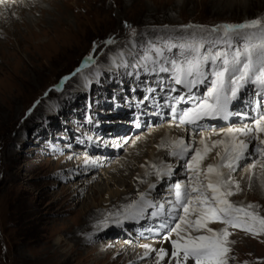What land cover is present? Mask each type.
I'll use <instances>...</instances> for the list:
<instances>
[{
	"label": "rangeland",
	"instance_id": "rangeland-1",
	"mask_svg": "<svg viewBox=\"0 0 264 264\" xmlns=\"http://www.w3.org/2000/svg\"><path fill=\"white\" fill-rule=\"evenodd\" d=\"M36 1L39 6L33 10V14L19 15L17 10L12 16V4L9 11L4 9L2 14L4 19L11 18L16 23L17 31L25 39L34 35L36 39L33 43L44 44L51 38L48 50H39L43 54H55L59 50L60 53L52 57L51 63L47 62L48 56L40 58L38 52L26 43L23 45L29 48L19 49L13 36L5 33L6 28L0 29V42L10 36L15 54L21 58L16 67V61L9 55L14 52L0 48V264H151L149 258L137 257L140 255L137 250L142 242L156 240V237H149L155 235L139 237V229L147 234L146 224L140 228L129 222L125 223L124 237L113 236L116 232L114 224L121 219L117 217L122 212L115 215L113 206V218L111 214H106V209L108 203L120 204V199L111 197L110 192L114 188L126 192L130 181L141 183L139 173H144L146 169L149 151L152 148L158 150L159 131L168 123L148 129L139 141L135 138L132 145L130 139L124 150L117 149L113 159L109 157L95 167H87L96 162L97 156L83 152L82 145L80 148L75 145L77 141L82 139L83 144L85 140L78 132L84 133L86 126L82 125L89 114L100 122L111 118L113 112L107 102L114 100V96L116 99V94L120 92L105 90L108 82L99 80L96 74L87 71H91L93 62L98 64L103 58L105 61L110 59L108 52L114 53L116 49H122L123 44L130 45L134 40L142 45L141 49L138 46L140 52L144 51L145 56L150 55L156 61L161 57L153 49L160 48L164 53L163 67H167L165 63L178 56L179 49L168 51L164 45L170 37L173 38L172 43H180L179 38L188 34L182 31L184 26L211 28L262 18L264 0ZM244 5L249 6L247 10L242 9ZM25 7L28 11L32 6ZM41 9L42 13L39 11ZM26 19L35 21L28 34L26 26L21 25ZM67 29L73 34L70 35ZM6 31L11 32V29ZM55 36H60L59 44ZM68 38L72 40L71 47L62 55V49L57 47ZM18 39L23 38L18 35ZM108 40L114 42L105 43ZM89 56L92 57L91 61L88 60ZM91 80L98 82V85ZM84 82H90L87 93L83 90L85 86L82 88ZM121 82L125 85L123 78ZM154 85L157 86L156 82ZM224 129H220L221 132ZM175 131L182 136V131L177 128L173 129ZM107 132L103 130L105 137L102 134L94 135V139L103 141ZM198 135L193 136V140ZM218 135L210 136V144L219 138ZM259 135L264 137V133ZM111 140L108 143L111 144ZM216 152L217 148L211 150L203 162L204 167L211 163ZM154 154L158 156L160 153ZM253 163L256 166L251 172L255 173L258 181L264 182V164L261 161L240 163L232 178L239 182L242 190L229 200L236 205H255V211L264 216V195L257 186H250L252 175L247 179L244 171L250 169L249 165ZM168 166L171 168V164ZM152 187L151 195H155L156 182ZM172 190L168 196L170 201H173ZM151 195L144 196L150 201ZM108 199L110 202H105ZM133 201L135 199L129 204ZM150 202L154 208L168 203L164 200L160 203ZM150 208L147 207L145 212ZM91 212L100 219H94ZM125 213L126 210L122 216ZM154 213L153 220L164 222L165 214L159 219L160 213ZM85 221L88 226L81 229ZM211 225L214 231L223 229L222 225ZM133 226H137L136 231H131L130 227ZM229 232V264H264V234L252 235L238 228H230ZM162 233L167 232L165 230L158 234ZM123 246L128 247V254L121 250Z\"/></svg>",
	"mask_w": 264,
	"mask_h": 264
},
{
	"label": "snow or ice",
	"instance_id": "snow-or-ice-1",
	"mask_svg": "<svg viewBox=\"0 0 264 264\" xmlns=\"http://www.w3.org/2000/svg\"><path fill=\"white\" fill-rule=\"evenodd\" d=\"M190 29L193 31L189 32ZM182 31L188 34L179 38L180 43H172L173 38L170 37L164 45L168 51L178 48L182 57L179 61H169L175 70L172 77L175 84L182 85L189 92L206 80L210 79L211 84L207 89V98L178 114V126L198 124L205 119H228L232 114L229 101L237 96L244 83L257 85L256 94L264 101V17L211 28L187 25ZM113 42L108 40L105 43ZM153 50L158 57L164 55L160 48ZM88 60L91 61L92 57L89 56ZM152 63L157 61L153 60ZM159 71L168 72L169 69L161 66ZM226 82L229 87L225 86ZM178 99L184 100L185 97ZM258 108L264 109V102L259 103ZM172 111L176 113L175 108ZM259 133H264V111H258L249 123L240 128H228L227 137L212 142L210 146L205 139L199 141L203 147H192L183 139L169 145L170 155L184 160V167L189 173L187 184H174L175 199L170 201L172 209L169 220L159 226L160 229H167L162 241L171 239L173 234L176 236V239H171L169 264L172 261L175 264H229L230 228H238L252 235L264 234V216L255 211V205H236L229 200L242 190L232 174L240 167L242 160L251 156V141H257L253 146L254 152L264 164V137ZM217 147L223 149L215 153L218 162L204 167V160ZM255 166L254 163L249 165L250 168ZM153 167L157 168L158 177L171 171L168 166ZM146 206L154 205L141 194L139 202L126 206V214L141 216ZM159 209L163 211L164 205H160ZM169 221L175 223L170 224ZM215 222L225 227L219 232L207 227ZM201 230L209 234H191ZM142 247L146 254L155 253V264H161L165 257H169V251L163 247L155 249L148 244Z\"/></svg>",
	"mask_w": 264,
	"mask_h": 264
},
{
	"label": "bare ground",
	"instance_id": "bare-ground-1",
	"mask_svg": "<svg viewBox=\"0 0 264 264\" xmlns=\"http://www.w3.org/2000/svg\"><path fill=\"white\" fill-rule=\"evenodd\" d=\"M1 1V0H0ZM30 0H13V2L12 1H5V3L3 2L2 3V1L0 2V29L2 28H6V29H11V32L10 31H6V29L4 30L5 31V33L7 32V33H10V34H8V35H10L11 37L13 36V39L15 40V43H16V45L18 46V48L19 49H21L22 47H24V48H29V47H26L25 45H23V44H29L33 49H35L37 52H38V54L40 55V58H45L46 56H48V58H47V62H50L51 63V60H52V57L55 55V54H59L60 53V50H59V52H56L55 54H49V55H47V54H43L41 51H39V50H48V48H49V44H51V41H52V39L50 38L49 40H47L44 44H39V43H37V42H35V43H33L32 41H34L35 39H36V37L33 35V36H30L28 39L26 38H24L20 33H19V31H17V29H16V23L14 22V21H12L11 20V18H8V19H4L3 17H2V14H3V10L4 9H6V11H9V9H10V13L12 14V16H13V14L14 13H16L17 12V10L19 11V15H24L25 13L26 14H28V13H30V14H33V10L35 11L36 9H37V7L39 6L38 5V3H37V1L36 0H32L31 1V3H28ZM253 1V0H252ZM12 2V3H11ZM40 2V1H39ZM10 4H12V6L10 7L9 5ZM252 4V3H251ZM32 6V7H30V6ZM249 5V4H248ZM25 6H27V7H30L31 9H29L28 11L26 10V7ZM10 7V8H9ZM36 7V8H35ZM249 7V6H248ZM248 7L247 6H245L244 5V7L242 8V9H245V10H247L248 9ZM20 9V10H19ZM40 11V13H42V9L41 10H39ZM6 14V13H5ZM25 14V15H26ZM22 17V16H21ZM26 18V17H25ZM24 19V18H23ZM21 20V19H20ZM22 22V21H21ZM37 22V21H36ZM40 23V22H39ZM21 25L23 26V27H25L26 26V32H27V34H28V32L30 31V28L31 27H34L35 26V21H30L29 19H26V20H24L22 23H21ZM36 25H37V23H36ZM46 29V28H45ZM69 29H67L66 31L67 32H69L70 33V35L71 34H73L70 30L68 31ZM3 31V32H4ZM46 31V30H45ZM2 32V31H1ZM0 32V33H1ZM44 32V31H43ZM56 33L58 32V31H55ZM34 34V33H33ZM40 34V33H39ZM59 34V33H58ZM18 35L20 36V37H22L23 39L22 40H19L18 39ZM75 35V34H74ZM10 36L9 37H5L4 38V42H0V48H3L4 50H7L8 52H10V51H12V52H14V53H10L9 55H12V57H13V59L16 61V64H15V66L17 67L19 64H20V62H21V58H20V56H19V54L18 55H16L15 53H16V51H15V48H14V44H12V42H11V40L12 39H10ZM26 36V35H25ZM40 36V35H39ZM41 37V36H40ZM55 38L57 39V43L59 44V42H60V36H55ZM74 38V37H73ZM41 39V38H40ZM64 40V38H62V41ZM67 41L66 42H64L63 44H61L60 46H58L57 48H61L62 49V55H64V54H66V50L67 49H69L70 47H71V39L70 38H68V39H66ZM70 42V43H69ZM56 43V44H57ZM68 43V44H67ZM54 45V44H53ZM52 45V46H53ZM65 45L67 46V47H65ZM51 48V47H50ZM41 52V53H40ZM57 58V57H56ZM66 58V57H65ZM15 67V68H16ZM18 71V70H17ZM45 71V70H44ZM174 76V75H173ZM226 87H229L228 85H226ZM186 90L187 91H189L187 88H186ZM151 90L149 91V94L151 95ZM191 96H192V94H191ZM240 98L241 97H239L238 95L234 98V101H236V100H238L239 102H238V108H239V106H241L240 105ZM148 99V98H147ZM149 100H150V106H152V107H154L153 106V103H154V101H153V99L151 98H149ZM153 102V103H152ZM174 104L172 105V109L171 110H173V108H176V113H177V117H176V119L178 120V114L180 113V112H182L180 109H177V105L179 104V101L177 100V99H175L174 100ZM231 102V101H230ZM232 104H230L229 103V108H230V106H231ZM173 112V111H172ZM233 113V112H232ZM239 113V112H238ZM243 113V112H242ZM240 114V113H239ZM243 114H245V115H240L243 119L246 117V112H244ZM230 116H232V114L230 115ZM237 117H238V115H236ZM224 121H226V124H228L229 123V118L228 119H223ZM177 122V124H178V121H176ZM174 123H175V121H174ZM231 124V123H230ZM230 124H228L226 127H225V129L224 130H222V132H221V130H218V131H205V132H200V134L198 135L199 137H197L196 138V140H193V137L192 138H190V139H188V141L186 142L187 144H189V145H192L193 144V146H196V147H203L202 145H200L199 144V141L201 140V139H205V141H206V144H208L209 146L211 145L210 144V141H211V138H210V136L211 135H213V137H217L216 135L219 133V135H218V137L219 138H217V139H215L214 141H216V140H224L226 137V135H227V129L228 128H240L242 125H236V124H239V123H234L235 125H230ZM218 126H222V125H218ZM224 126V125H223ZM155 128V127H154ZM173 129H175V127L173 126V125H171V124H165V126L164 127H162L161 128V130L159 131V137H157V140H158V143L156 144V148H158V150L157 151H155L154 149L155 148H152V150H150L149 151V157H148V159H149V162H148V164L146 165V169L144 170V169H142V170H144V173H143V171L142 172H140L139 173V179H141L142 181H141V183H132V181H130V187H129V190H127L126 192H120V190L118 189V188H114L113 190H112V192H110L111 193V197H115V199H120L119 200V202L118 203H120V204H111V203H108V208L106 209L107 211H106V214L107 213H109V214H111V210H113L112 209V207L114 206V209L116 210V211H114L113 213L116 215L117 213H120V212H122V210H126V206L127 205H129V202L131 201V200H133V199H135V200H137L136 202H139L140 201V196H141V194H144V195H146V196H148L149 197V195H151L152 193H151V187L154 185V184H152V185H150V187L146 190L145 188H146V186H148L150 183H151V181L153 180V177H154V174H155V168L153 167V165H156V166H158V164H161L162 162V159H164V158H166V154H167V152H165V149L167 148V146H168V142L169 141H177V140H179V139H183L184 141H186V138H185V136L186 135H188L187 133H184V132H182V136H180V135H178L177 133H176V131L175 132H173ZM172 130V131H171ZM182 131H186V130H183V129H181ZM225 133H226V135H225ZM129 133H126L124 136H126V135H128ZM260 134V133H259ZM122 136V135H121ZM240 139H243L244 137H239ZM125 140H126V138H124ZM156 139V138H155ZM130 140V139H129ZM129 140L127 141V142H129ZM156 140V141H157ZM213 141V142H214ZM133 142H135V140H130V144L132 145L133 144ZM155 142V141H154ZM129 144V143H128ZM154 144V143H153ZM119 150V149H118ZM117 151V150H116ZM116 151H114V152H110L109 154H107V155H109L110 156V158H111V156L113 157V155H115V152ZM216 151V150H215ZM217 151H223V149H222V147H217ZM154 152H158V153H160V154H158V156H157V154H154ZM250 152V151H249ZM157 156V158H155ZM211 157V156H210ZM155 158V159H154ZM249 158H251V159H249ZM247 160L245 159V160H242L241 161V163H243V162H245V161H249V160H251V161H257V162H259V161H261V158H260V156L258 155V154H256L255 156H253V155H251L250 157H249ZM212 160H211V163L210 164H215V163H217L218 162V158L216 157V155L215 156H212V158H211ZM99 164V163H98ZM209 164V163H208ZM169 165V164H168ZM168 165H166V166H168ZM241 165V164H240ZM175 166L176 165H171L170 167V169H171V171L170 172H168L166 175L168 176V177H171L172 176V172H173V170L175 169ZM142 167V166H141ZM144 167H145V165H144ZM169 167V166H168ZM238 169V168H237ZM241 169V168H240ZM165 171H167V169H165ZM225 172H227V169H225L224 170ZM244 171H246V173H247V179H250L249 177L251 176V180H250V186H257V188H258V190H259V192L262 194V195H264V187H262V182H260V181H258V179H257V176L255 175V173L253 174L251 171H252V168H250V169H246V170H244ZM257 173V172H256ZM245 178V177H244ZM140 182V181H139ZM153 182V181H152ZM175 184V183H174ZM174 184L172 185V188H173V190H172V200L174 201V199H175V196H174ZM241 186V185H240ZM153 188V187H152ZM158 190H160V188H158V187H156L155 189H154V192H156V194H158ZM148 192L147 194L145 193V192ZM150 192V193H149ZM109 193V194H110ZM108 194V195H109ZM107 197H109V196H107ZM149 199V198H148ZM109 201V199L108 200H106L105 202H108ZM149 201V200H148ZM110 202V201H109ZM126 202H128V203H126ZM134 202V201H133ZM118 206V207H117ZM116 207V208H115ZM149 208V207H148ZM157 208V207H156ZM155 208V211L154 212H159L160 214H158V217H159V219H160V217H162V215H163V212L159 209V208H157L156 209ZM147 209V206L145 207V209H144V213H143V215H141V216H138V217H134V216H129V215H127L126 213H125V215L124 216H121V219L119 220V221H117L116 222V224H114V227H115V230L114 231H116L115 232V234L113 235V236H116L117 238L119 237V236H122V237H124L123 236V233H124V231H125V227L127 226V225H125V223H129V222H131V223H133L134 225H138V226H140V228H141V225H143L144 223H140L139 224V222L140 221H143V218H144V215H146V213H145V210ZM117 212V213H116ZM113 213L111 214L112 215V217H113ZM123 213V212H122ZM100 214V213H99ZM91 215H93L94 216V219H100V217L99 216H97L96 214L94 215L92 212H91ZM152 215L153 214H151L150 216H149V219H148V223L146 224V226H145V228H146V232H147V234L146 233H143L142 231H141V229H139V231H137V236H144V237H146L148 234H150V235H155V236H149V237H156L157 239L156 240H151L150 242H142V244L139 246V248H138V252H140V255H138L137 257H145V258H149V260H150V263L151 264H155V260H154V257H155V253H148V254H146V250L142 247L143 245H145V244H148V245H150L152 248H155V249H159V248H161V247H163V248H165L166 250H168L169 251V257H165V260L163 261V262H161V264H169V261H170V254H171V250H172V246H171V239H176V236H175V234H173L172 235V237H171V239H169V240H167V241H162V236H164L165 235V233H162V234H158L159 232H162L161 230L162 229H160V227H159V225H158V223L159 224H161L162 222L161 221H155V220H153L154 218L152 217ZM106 216V215H105ZM165 216V215H164ZM115 217V216H114ZM113 217V218H114ZM164 218V217H163ZM162 220V219H161ZM139 221V222H138ZM86 224V225H85ZM88 223H87V221H85V223H84V225L83 226H81L82 228L81 229H83V228H85V227H87L88 225H87ZM147 225H149V227L147 226ZM158 225V226H157ZM85 226V227H84ZM103 226V225H102ZM156 226L158 227V228H156ZM207 227H209V228H212V225H211V223H209L208 225H207ZM94 228V227H93ZM136 228H137V226H136ZM153 228V229H152ZM224 228V227H223ZM85 230V229H84ZM121 232H122V234H121ZM106 233V232H105ZM128 233H131V232H128ZM201 233H203L204 235H208L209 233H207V232H205V231H203V230H201ZM201 233L200 234H193V235H201ZM75 234V233H74ZM102 234H103V232H102ZM101 234V235H102ZM158 234V235H157ZM112 235V234H111ZM235 237V236H234ZM75 238V237H74ZM121 250H123V253H126L127 251H128V247L127 246H123L122 247V249ZM127 254H128V252H127ZM147 260V259H146ZM191 263V262H190ZM171 264H175V261H172L171 262Z\"/></svg>",
	"mask_w": 264,
	"mask_h": 264
}]
</instances>
